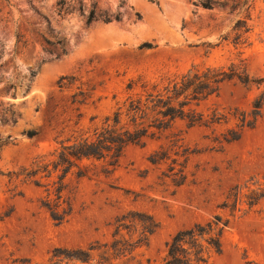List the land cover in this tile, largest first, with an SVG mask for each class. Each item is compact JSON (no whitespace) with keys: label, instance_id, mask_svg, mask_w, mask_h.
<instances>
[{"label":"rangeland","instance_id":"1","mask_svg":"<svg viewBox=\"0 0 264 264\" xmlns=\"http://www.w3.org/2000/svg\"><path fill=\"white\" fill-rule=\"evenodd\" d=\"M79 1L84 11L61 0H0V264L112 242L117 217L130 211L159 226L126 264H159L179 230L216 214L230 223L212 263L264 264V105L253 126H242L264 95V0H211V8L207 0ZM93 7L121 20L88 22ZM194 66L253 80H227L194 106L207 123L178 118L128 146L115 166L83 160L84 174L73 168L65 178L71 212L57 223L46 202L60 172L38 174V185L23 170L100 126L140 90L130 81L163 82Z\"/></svg>","mask_w":264,"mask_h":264},{"label":"trees","instance_id":"2","mask_svg":"<svg viewBox=\"0 0 264 264\" xmlns=\"http://www.w3.org/2000/svg\"><path fill=\"white\" fill-rule=\"evenodd\" d=\"M61 4L84 11L82 1L76 3L74 0H61ZM202 5L211 8L213 2L207 0L202 2ZM136 15L138 19L142 18L139 12ZM87 19L88 22L102 20L108 23L121 20V14H110L108 10H97L93 7L88 12ZM143 46L150 48L152 44L145 43ZM235 77L247 83L253 80L247 74L242 76L235 68L227 72L222 68L200 69L195 66L185 73L168 77L163 82L150 83L143 77L132 80L128 88L135 90L139 87L140 90L130 94L111 115L104 118L100 126L94 127L91 132L75 136L74 139L68 138L67 141L61 142L53 160L47 163L37 161L36 168L24 169L22 174L40 185V180L35 178L38 174L47 172L45 176L50 178L55 172H60L57 175L58 180L50 185L55 197L49 198L46 206L52 218L61 223L71 212V204L64 196L63 190L66 185L65 178L73 168H78V175H83L81 162L91 158L108 159L110 165L115 166L128 146L144 145L147 138L170 128L178 118L188 119L190 126L209 122L194 106L218 93L225 81ZM259 80L263 78L257 81ZM263 105L264 95H261L253 103L249 114L252 118L245 116L242 126H253L261 114ZM239 135L240 132L236 133L232 139L238 138ZM3 174L0 166V176ZM48 193H52V190L49 189ZM260 197H264V192ZM229 223L230 220L216 214L204 223H196L190 228L179 230L167 242L166 256L159 264H213V254L222 252V238ZM115 225V238L112 242L95 243L88 247H58L54 250L53 257L46 262L17 258L11 264H126V261L134 256L135 249L141 244H146L159 226L152 215L132 211L117 217ZM124 228L128 231V238L121 233ZM138 228L137 236L133 235Z\"/></svg>","mask_w":264,"mask_h":264}]
</instances>
